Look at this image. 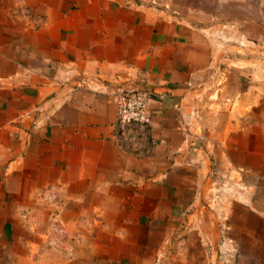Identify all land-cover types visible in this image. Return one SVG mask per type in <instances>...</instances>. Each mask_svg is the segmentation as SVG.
<instances>
[{"label":"crops","instance_id":"obj_1","mask_svg":"<svg viewBox=\"0 0 264 264\" xmlns=\"http://www.w3.org/2000/svg\"><path fill=\"white\" fill-rule=\"evenodd\" d=\"M212 40L135 0H0V264H264L263 197L229 226L202 209L260 99L229 95ZM118 89L155 94L147 156Z\"/></svg>","mask_w":264,"mask_h":264},{"label":"rangeland","instance_id":"obj_2","mask_svg":"<svg viewBox=\"0 0 264 264\" xmlns=\"http://www.w3.org/2000/svg\"><path fill=\"white\" fill-rule=\"evenodd\" d=\"M135 1L157 7L166 16L207 28L213 49L219 52L220 66L235 72L226 76L229 95L233 90L244 91L246 103L260 98L251 109H242L239 104L234 109L244 115L245 135L231 140L229 158L234 164L212 170L209 195L204 201L207 208H202L216 215L211 217L212 221L229 226L234 223L227 219L233 203L252 196L260 198L259 201L264 198V0ZM249 149H257L259 153L253 154ZM236 164L245 167L238 168Z\"/></svg>","mask_w":264,"mask_h":264},{"label":"built area","instance_id":"obj_3","mask_svg":"<svg viewBox=\"0 0 264 264\" xmlns=\"http://www.w3.org/2000/svg\"><path fill=\"white\" fill-rule=\"evenodd\" d=\"M154 93L144 90L118 89L116 137L129 152L147 156L152 149L150 137L153 115L151 102Z\"/></svg>","mask_w":264,"mask_h":264}]
</instances>
